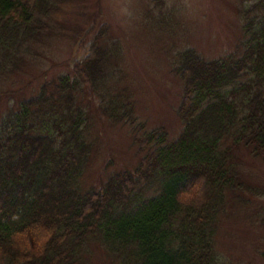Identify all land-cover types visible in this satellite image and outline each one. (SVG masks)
<instances>
[{
  "label": "trees",
  "instance_id": "16d2710c",
  "mask_svg": "<svg viewBox=\"0 0 264 264\" xmlns=\"http://www.w3.org/2000/svg\"><path fill=\"white\" fill-rule=\"evenodd\" d=\"M64 2L0 0V79L54 32L79 54L0 115V264H90L95 248L115 264H230L217 241L232 202L245 201L238 152L264 160V0L243 9L244 40L225 57L177 55L183 128L173 141L137 116L118 40L96 20H57ZM97 116L130 125L142 157L85 187Z\"/></svg>",
  "mask_w": 264,
  "mask_h": 264
},
{
  "label": "rangeland",
  "instance_id": "374dc122",
  "mask_svg": "<svg viewBox=\"0 0 264 264\" xmlns=\"http://www.w3.org/2000/svg\"><path fill=\"white\" fill-rule=\"evenodd\" d=\"M252 0H66L54 17L84 29L93 21L120 43L121 68L133 94L136 114L148 130L163 127L170 141L178 138L183 122L179 115L183 82L174 72L177 55L189 48L206 59L225 57L244 40L243 9ZM53 31L60 23L48 19ZM54 25V26H53ZM92 35V33L90 34ZM0 79V115L13 96L36 94L44 72L52 77L66 73L79 57L76 41L54 32L44 45ZM15 93V94H14ZM20 93V94H19ZM19 94V95H17ZM96 115V107L90 112ZM92 160L84 176L85 187L99 186L112 171L134 170L142 157L130 125L96 117ZM239 167L245 201L232 204L221 221L219 251L230 264H264V160L242 148ZM118 172V171H117ZM90 264H115L102 248H95Z\"/></svg>",
  "mask_w": 264,
  "mask_h": 264
}]
</instances>
